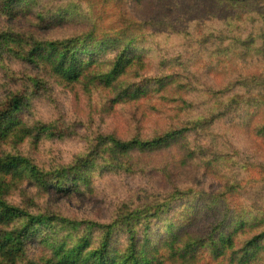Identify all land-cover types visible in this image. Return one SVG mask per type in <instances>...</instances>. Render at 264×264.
Segmentation results:
<instances>
[{
	"label": "trees",
	"instance_id": "trees-1",
	"mask_svg": "<svg viewBox=\"0 0 264 264\" xmlns=\"http://www.w3.org/2000/svg\"><path fill=\"white\" fill-rule=\"evenodd\" d=\"M263 65L264 0H0V264H264Z\"/></svg>",
	"mask_w": 264,
	"mask_h": 264
},
{
	"label": "rangeland",
	"instance_id": "rangeland-1",
	"mask_svg": "<svg viewBox=\"0 0 264 264\" xmlns=\"http://www.w3.org/2000/svg\"><path fill=\"white\" fill-rule=\"evenodd\" d=\"M169 10H170V8L168 7V11ZM262 67H264V65ZM62 97L65 100V103H63V109H66L69 112L74 113L72 110H70V108L74 107L76 105L77 101H72L69 94H67V93L63 94ZM96 97H97V100H100L99 94H96ZM124 111H125V109H124ZM88 173H94V174H96V176L103 174V173L109 174V175H106V176L99 178V179L104 180L110 186L106 187V188L99 189V190H100V192L101 191L108 192L111 188L114 189L115 191L113 192L114 197H113L112 202H114L115 200H117V201L121 200V203H126L127 198L130 196L132 201L129 203H134L140 197V194L142 193V191H149V192L152 191V188L147 183L145 176L143 174H140V173H136V174L124 173V172L119 173L116 170H113L111 172H105V171H103V165L102 164L93 166L91 171H89ZM97 186L98 187L100 186V181L97 183ZM94 190L96 192L97 188H94ZM27 191H30V190H27ZM30 192H32V191H30ZM92 207H94L93 204H92ZM74 208H72V209H74Z\"/></svg>",
	"mask_w": 264,
	"mask_h": 264
}]
</instances>
